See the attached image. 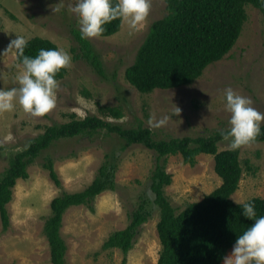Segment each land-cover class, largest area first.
<instances>
[{
  "label": "rangeland",
  "instance_id": "obj_1",
  "mask_svg": "<svg viewBox=\"0 0 264 264\" xmlns=\"http://www.w3.org/2000/svg\"><path fill=\"white\" fill-rule=\"evenodd\" d=\"M150 3L149 15L139 30H131L123 21L115 35L89 38L104 66L101 75L83 57H76L81 50L73 31L79 30V18L71 11L75 0H0V90L20 87L18 76L24 68L17 61V50L9 47L16 36L26 40L50 39L72 57L67 75L58 80L56 106L52 110L33 116L17 100L12 111L0 112V179L12 154L25 149L47 126L71 121L75 113L80 119L95 114L126 127L147 126L158 140L209 136L230 129L231 114L226 110L225 99L228 88L251 98L252 106L264 113L263 14L252 4L246 5L248 20L234 48L209 65L194 83L152 93H142L131 85L125 76L127 68L134 63L152 24L168 13L165 0ZM56 7L61 11L53 12ZM108 106L121 108L124 116L105 115L100 108ZM176 106L181 109L178 117L172 115ZM164 116L169 119L162 126L149 123L150 118L158 120ZM122 146L123 140L117 135L103 131L91 137L61 139L44 150L29 167V177L19 178L13 187L12 200L7 204V228L0 212V264H54L50 241L44 232L52 213L51 203L64 191L87 188L107 160V154L118 156L112 160L118 165L117 189L104 191L90 206L81 204L66 211L60 234L67 245V263L157 264L162 248L157 206L153 205L152 217L140 227L127 255L120 248L105 246L113 232L128 226L130 213L141 194H153L150 176L156 152L142 144L125 149ZM219 149H231L230 139L220 141ZM47 156L55 160L61 185L43 166ZM240 156L244 172L233 200L243 203L254 197L264 198V141L242 145ZM247 162L252 170L247 169ZM167 171L173 177L165 191L180 210L201 200L223 182L215 170V156L207 153L198 155L195 165L186 163L181 154L170 155Z\"/></svg>",
  "mask_w": 264,
  "mask_h": 264
},
{
  "label": "trees",
  "instance_id": "obj_2",
  "mask_svg": "<svg viewBox=\"0 0 264 264\" xmlns=\"http://www.w3.org/2000/svg\"><path fill=\"white\" fill-rule=\"evenodd\" d=\"M165 1L167 15L152 24L134 63L125 73L127 80L142 93L190 85L201 77L209 65L223 59L234 48L244 30L248 20L246 5L252 4L261 11L264 24V0ZM122 24L121 19L113 20L104 25L105 31L100 36L115 35L121 30ZM73 31L81 50V54L77 53L76 57H83L103 75L104 66L92 42L82 39L78 29ZM27 41L24 55L29 57L37 56L40 49H59L50 39L34 37ZM17 61L22 64L19 55ZM67 72V68L61 69L56 74L57 81L63 79ZM100 110L107 116H124L119 107H101ZM71 118L69 122H56L47 126L43 133L30 140L25 149L11 155L9 165L0 179V212L5 228L10 223L7 204L12 200L13 187L19 178L29 177V167L44 150L61 139L91 137L103 131L123 140L122 149L142 144L157 154L150 176L152 196H147V191L141 194L130 213L128 226L113 232L105 246L120 248L127 255L135 244L140 227L152 217L154 205L160 216L157 230L162 245L157 264H221L237 236L254 222L241 215V208L232 198L239 188L244 168L240 156L241 146L219 149V142L224 139L222 133L229 129L216 131L209 136L158 140L147 126L126 127L95 114L80 119L75 113ZM254 141H264V125ZM202 153L215 156V170L223 182L201 200L190 202L180 210L172 204L165 191L173 177L167 171L168 157L181 154L186 163L195 165L197 156ZM117 157L116 154H107V160L99 168L96 178L83 191H64L53 199L52 213L45 222L44 232L50 241L54 264H68L67 245L60 234L64 214L73 206H90L104 191L117 189L118 165L112 161ZM46 159L43 166L50 170L52 178L61 185L54 158L47 156ZM247 164V169L252 170V165L249 162ZM249 201L255 205L256 218L264 216V198L254 197Z\"/></svg>",
  "mask_w": 264,
  "mask_h": 264
},
{
  "label": "clouds",
  "instance_id": "obj_3",
  "mask_svg": "<svg viewBox=\"0 0 264 264\" xmlns=\"http://www.w3.org/2000/svg\"><path fill=\"white\" fill-rule=\"evenodd\" d=\"M150 8V0H75L71 11L79 18L81 38L89 39L102 35L104 25L116 19L127 22L133 31L139 30L146 21ZM59 11L60 7L53 8V12ZM27 45L28 41L22 36H16L10 42L9 47L15 48L22 58L24 71L18 76L19 88L0 90V112L12 111L14 101L18 100L25 112L43 116L56 106V90L59 85L55 77L61 69L71 66L72 57L64 49H40L37 56L29 57L24 55ZM225 99L226 110L231 114V127L222 136L225 140L230 139L231 148L236 149L251 143L260 134L264 113L252 106L251 98L240 95L231 88L225 90ZM180 112L181 109L176 106L172 115L178 117ZM168 119V116L158 120L153 117L149 123L158 127L166 124ZM235 203L241 208V215L254 222L237 236L231 252L224 257L223 264H264V216L256 218L255 205L251 201Z\"/></svg>",
  "mask_w": 264,
  "mask_h": 264
}]
</instances>
